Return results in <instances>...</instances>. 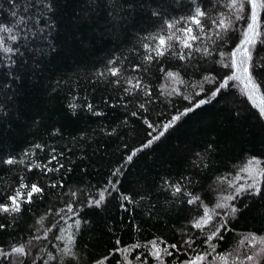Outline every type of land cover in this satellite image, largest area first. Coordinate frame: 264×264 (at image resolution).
I'll return each instance as SVG.
<instances>
[{
    "label": "trees",
    "instance_id": "trees-1",
    "mask_svg": "<svg viewBox=\"0 0 264 264\" xmlns=\"http://www.w3.org/2000/svg\"><path fill=\"white\" fill-rule=\"evenodd\" d=\"M0 3L8 7L6 0H0ZM82 4L83 0H67V3L61 4L56 20L58 31L54 34L55 51L42 57L39 66L35 68L32 59L28 57L27 66L21 64L17 72L18 79L6 92V95L14 94V98L8 107L9 114L0 120V156L20 157L27 150L30 155L26 160L33 164H46L53 154L52 149H55V155L64 168L44 175L36 168L28 172L23 166H0V202L18 188L20 176L25 177L26 183L38 182L45 188L44 197L36 199L30 206L31 211L24 212L12 228L0 231V245L7 247L10 243H27L30 234L41 227L36 221L50 208L59 210L63 207L61 200H67L68 197L62 198L61 192L84 189L80 199L85 200L89 193L96 196L103 188L111 189L108 181L112 180L119 181V191L111 195L106 193L107 201L103 210L87 208L80 203L75 205L81 210L80 218L88 221L76 235V250L91 264L93 257L102 258L115 247V241L119 239L121 248H131L134 244L140 247L131 248V251L123 255L115 253L109 264H117V260L120 264H140L136 260L137 256L145 264H157L148 255L151 250L150 241H179L180 229L190 218L189 206L180 200L174 204L168 202L171 200L170 194L161 191L163 181L176 183L182 180V174L190 176L191 185L183 180L187 189L201 193L205 196V202L211 201L212 204L216 202L217 193L205 194L201 192V185L206 188L221 175L227 176L229 181L238 177V183H246L248 176L240 169L247 160L253 155L264 160V127L256 123L253 115L258 114V108H254L253 103L260 105L264 102V91L256 93L253 100H249L246 95H241L243 85L236 82L232 89L234 96L225 99L222 92L216 101L182 118L151 148L137 153L132 163L124 164L123 175L113 177L111 172L124 163L127 155L146 142V126L140 118L131 116L130 111L123 108L120 92L99 80L93 83L89 78L96 70H103L110 57L128 56L129 61L138 62L140 56L137 51L143 53L140 47L142 37L149 32L155 33L160 23L155 19L150 21L139 9L129 15L121 13L122 18L118 23L108 17L107 10L98 16L93 15L90 20H80L79 9ZM185 5H171V15L184 14ZM230 35V47H234L242 36L239 30ZM262 50L258 45L257 51ZM214 56L220 63L213 64L210 58L202 66L201 76L224 71L219 54L214 53ZM123 63L125 67H130L128 61ZM181 78L189 79L183 74ZM58 80L60 87L53 91ZM173 88L182 91L184 95L193 92L191 87L176 81L163 78L152 80V91L158 99L155 104L148 106L149 112L145 116L155 122L157 131L162 130V124L170 120L176 109L183 111L187 104L181 97L169 95ZM161 91L165 95L161 96ZM3 99L4 96H0V100ZM88 103L104 115H91L84 107ZM70 104L77 107L70 108ZM125 120L126 125L122 123ZM53 129H58L61 134L51 135ZM112 129H116V133L107 135ZM209 141H213L215 151L205 174L194 170L190 162L196 158L195 153H204ZM37 143L43 145V151L33 147ZM51 181L64 183L65 187L51 189L48 187ZM219 187L220 195L231 191L227 183ZM120 192L130 195L137 203H125L128 210H121ZM141 195L145 197L143 200H140ZM153 205L156 207L153 208ZM262 211L264 201L256 199L251 202V206L233 222L232 230L225 233L226 239L221 241L223 247L218 246L217 253L223 255L237 247L248 251L242 243L247 234L255 232L257 236L264 235ZM196 212L193 207L191 215ZM52 219L51 216L45 217L43 226L51 227ZM3 221L4 217H0V222ZM60 228L75 232L71 220L67 224L61 221L58 228H53L63 239L67 233L61 232ZM109 228L112 231H108ZM49 238L51 244L44 242L47 245L45 252L51 251L55 255L58 249L52 245H63L52 238L51 234ZM194 247L203 254L202 250L207 246L197 243ZM194 255L188 250L184 258ZM164 261L165 264H177L171 257L165 256ZM208 261L211 264H222L220 261L213 262L211 257H208Z\"/></svg>",
    "mask_w": 264,
    "mask_h": 264
},
{
    "label": "snow or ice",
    "instance_id": "snow-or-ice-1",
    "mask_svg": "<svg viewBox=\"0 0 264 264\" xmlns=\"http://www.w3.org/2000/svg\"><path fill=\"white\" fill-rule=\"evenodd\" d=\"M6 3L7 8L4 7V3H0V96H4V99L0 100V120L9 114L8 107L14 94L6 95V92L18 79L17 72L21 64L27 66V58L30 57L33 68L38 67L42 57L55 51L54 34L58 31L56 20L61 11V4L67 3V0H6ZM173 4L185 5V0H83L79 9L80 20H90L93 15L98 16L107 10L108 17L114 23H118L122 18L121 13L129 15L139 9L150 21L155 19L160 23L155 33L149 32L142 37L140 47L143 53L137 51V55L140 56L138 62L129 61L128 56L110 57L104 69L96 70L89 78L93 83L99 80L114 91L120 92L123 108L130 111L131 116L140 118L141 123L146 126V142L127 155L124 163L111 172L113 177L123 175L124 164L132 163L137 153L151 148L182 118L216 101L222 92L225 99L234 96L232 89L236 82L243 85L241 95H246L249 100H253L256 93L264 91V50L257 51L258 45L264 49V0H187L185 12L179 16L171 15ZM237 30L242 38L234 47H230L232 43L230 34ZM214 53H218L220 60L223 61L221 67L224 71L217 72L216 75L201 76L202 66L208 63L210 58L213 64L220 63L215 59ZM124 61H128L130 67H125ZM182 74L189 79H182ZM153 78L176 81L193 89L191 95H184L176 88L172 89L169 95L179 96L187 101V104L183 111L176 109L170 120L162 124L160 131H157L155 122H151L150 118L145 116L149 112L148 106L155 104L158 99L152 91ZM59 87L58 80L52 90L56 91ZM197 88L199 90H196ZM160 95L165 94L161 91ZM129 105L132 107L129 108ZM69 107L75 109L77 106L70 104ZM84 107L93 116L104 115L95 110L91 103ZM253 107L258 108V114H253L256 123L264 127V102L260 105L253 103ZM122 123L126 125L127 120ZM116 131L112 129L107 135L111 136ZM60 134L58 129L51 132L53 136ZM33 147L43 151L42 144L37 143ZM214 151V143L209 141L203 154L195 153L196 158L190 162L191 167L206 174ZM52 153L46 164H33L26 160L25 158L30 155L27 150L20 157L0 156V166H23L28 172L36 168L44 175L59 172L64 165L55 155V149H52ZM31 155L34 156L35 153ZM53 161L56 162L55 165ZM240 171L247 174L246 183H238V177L229 181L227 176L221 175L206 188L201 185V192L217 193L214 204L211 201L206 203L205 196L201 193L187 189V185L192 184L190 176L182 174V180L176 183L170 180L163 181L161 191L170 194L171 200L168 202L174 204L176 200H180L182 204L189 206L190 218L180 229L179 241L170 243L165 240L150 241L151 250L148 255L157 264H165V256L173 258L177 264H211L208 257H211L213 262L220 261L222 264H264V235L257 236L255 232H249L242 242L248 251L237 247L223 255L217 253V247H223L221 241H225V233L232 230L233 222L251 206V202L256 199L264 201V160L253 155ZM183 180L187 181V185ZM19 181L14 193L7 195L6 199L0 202V217H4V221L0 222V231L12 228L24 212L31 211L30 206L36 199L45 195V188L38 182L26 183L24 176H20ZM108 183L112 186L111 189L103 188L96 196L89 193L85 200L80 199L81 195H84V189L61 192L62 198L68 197L67 200H61L63 207L59 210L50 208L37 220L36 224L41 227L30 234L27 243H10L7 247L0 245V264H89L76 250L78 248L76 235L88 221L80 218L81 210L75 205L80 203L87 208L103 210L107 201L106 193L111 195L112 192L119 191L117 187L119 181L110 180ZM225 183L231 191L226 195H220L219 186ZM48 187L63 189L65 184L51 181ZM144 198V195L140 196V200ZM119 199L121 201L119 207L123 211L128 210L125 203H137L124 192H120ZM25 205L29 207L25 208ZM193 207L197 210L195 215H191ZM48 216L53 217L50 221L51 227H44L42 222ZM261 216L264 217V211L261 212ZM9 217L11 219H8ZM69 220L72 221L75 232L60 228L61 232L67 233L62 239L53 228H58L61 221L67 224ZM108 231L112 229L109 228ZM49 234L63 245V247L52 245L58 249L55 255L51 251L45 252L47 245L44 242L51 244ZM185 236L188 239H184ZM197 243L207 246L203 248V254L197 252V248L194 247ZM120 244L121 241L117 239L115 247L109 253L104 254L102 258L93 257L91 264H109L115 253L123 255L131 251V248L140 247L139 244H134L131 248H121ZM188 250L195 255L185 259ZM136 260L140 264H145L140 256H137ZM117 264H120L119 260Z\"/></svg>",
    "mask_w": 264,
    "mask_h": 264
}]
</instances>
